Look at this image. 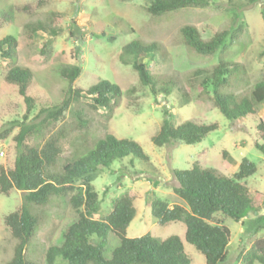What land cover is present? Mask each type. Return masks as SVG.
<instances>
[{
	"label": "rangeland",
	"instance_id": "374dc122",
	"mask_svg": "<svg viewBox=\"0 0 264 264\" xmlns=\"http://www.w3.org/2000/svg\"><path fill=\"white\" fill-rule=\"evenodd\" d=\"M149 6L150 0H0V40L12 36L16 41L14 63L0 57V134L10 122L22 121L24 115L27 124H36L41 119L36 117L41 110L59 105L68 88L59 74L60 69L80 65V75L72 84V88L82 91L80 98L72 99L52 129L42 131L35 136L37 139L29 138L27 144L43 143L52 134L57 135L61 166L107 134L137 142L149 158L147 164L134 158L131 165L128 157L99 172L92 182L100 200L98 218L110 213L113 200L131 193L135 196L136 214L126 229V237L149 234L164 240L178 236L190 264L205 262L203 255L185 242L184 224H157L151 215V201L159 198L169 206L183 204L173 193V188L178 186L174 171L188 170L193 163H198L203 168L232 176L241 159L246 158L255 164L256 171L242 183L249 195L258 200V211L247 213L239 223L220 213L213 216V222H219L230 232L222 264H241L240 256L255 241L264 238V230L256 234L245 231L252 219L264 214V157L255 148V143L263 142L256 127L258 123L264 126V104L254 116L230 121L214 106L210 95L197 97L193 85H186L184 90L189 96L188 103L177 87L164 96L159 84L154 95L150 87L140 83L132 58L123 55L122 49L134 40L159 43L166 58H145L141 62L151 74L176 75L179 82L187 80L186 75L195 69L210 71L219 62L238 64L241 74L232 78L231 85L224 90L245 95L257 81L264 80V0L252 4L249 0H213L206 8H185L157 17L148 13ZM36 21L51 22L52 27L60 29L59 34L50 37L38 32L27 38L24 25ZM72 23L77 30L70 34ZM184 25L197 28L206 41L216 32L227 30L230 34L214 55L202 57L182 44L179 29ZM47 40L49 44L44 45ZM11 65L27 68L33 75L27 90L33 100L29 112L17 88L4 80ZM103 80L117 85L122 93L109 119L103 116L102 109L91 107V98L84 93ZM164 113L175 126L194 120L199 124H215L217 129L197 144L172 142L158 148L151 138L159 131ZM18 131L16 127L0 139V167L6 170L13 168V137ZM69 197L54 199L43 208L33 207L35 213L42 215V222L26 249L27 260L47 264L46 250L62 244L65 230L77 217L68 203ZM21 204V192L12 190L8 195L0 194V264L12 257L16 243L4 218L17 211ZM89 241L96 244L93 238ZM117 245L118 240L110 234L104 257L109 259ZM53 264L67 263L56 258Z\"/></svg>",
	"mask_w": 264,
	"mask_h": 264
},
{
	"label": "trees",
	"instance_id": "16d2710c",
	"mask_svg": "<svg viewBox=\"0 0 264 264\" xmlns=\"http://www.w3.org/2000/svg\"><path fill=\"white\" fill-rule=\"evenodd\" d=\"M212 1L150 0L148 13L157 17L185 8H206ZM257 1L259 0H249L251 4ZM70 29V34L77 30L74 23L70 25ZM24 32L31 39L38 32L55 37L60 29L52 27L51 22L36 21L25 24ZM179 34L182 44L191 52L210 57L224 45L230 33L227 30L216 32L206 41L200 37L197 28L184 25L179 29ZM47 44L48 40L44 45ZM15 47L16 41L12 36L4 37L0 40V57L13 64ZM122 54L132 58V67L140 83L150 87L154 95L159 84L160 93L164 96L170 95L171 90L177 87L179 91L182 90L181 96L188 103L189 96L184 90L186 85H193L197 90V97L202 99L210 95L214 106L230 121L254 116L264 104V80L257 81L245 95L224 90L231 85L232 78L241 74L238 64L219 62L210 71L195 69L186 75L187 80L179 82L176 75L151 74L146 64L141 62L145 58H166V52L157 42L134 40L123 47ZM80 72V65L61 68L59 74L68 83L62 102L50 109L41 110L36 116L41 119L36 124H27V116L24 115L22 121L10 122L9 127L0 134V139H4L14 128L19 129L13 137V168L6 170L0 167V194L8 195L12 190L22 193L20 208L4 218L11 237L16 241L12 257L5 264H37L26 259V249L42 222V215L35 213L33 207L43 208L52 200H64L69 195L68 203L77 217L65 230L62 244L50 246L46 250L47 264H53L56 258H61L67 264H190L183 242L178 236H170L164 240H158L149 234L136 238L126 237V229L136 214L133 194L125 193L113 200L110 213L98 218L100 200L92 188V182L99 172L128 157L131 165L134 158L147 164L149 158L137 142L107 134L96 139L93 147L87 148L85 152L69 157L61 166L57 135L52 134L43 143L27 144L29 138L37 139L35 136L42 131L52 129L62 119L72 99L80 98L82 91L72 88ZM32 79L29 69L17 65H11L4 76L6 83L17 88L27 112L33 101L27 94ZM84 93L91 98V107L102 109L106 119L112 116L122 95L120 88L107 80L98 82ZM169 118L164 113L159 131L151 138L155 147L160 148L172 142L197 144L217 129L215 124H199L194 120H186L175 126ZM256 128L263 142L255 143V148L264 157V126L258 123ZM255 171V164L246 158L241 159L232 176H226L212 168H203L198 163H193L188 170L174 171L178 186L173 188V193L183 204L169 206L167 202L156 198L150 203L151 215L159 225L183 223L185 242L203 255L205 264H222L230 232L219 222H213V216L220 213L239 223L247 213L258 211V200L249 195L242 183ZM263 230L264 214L256 216L245 228L250 234ZM110 234L116 237L118 245L107 259L104 257V250ZM92 238L96 240V244L90 243ZM240 258L241 264H264V238L255 241Z\"/></svg>",
	"mask_w": 264,
	"mask_h": 264
}]
</instances>
